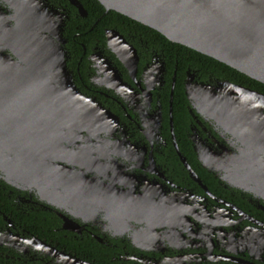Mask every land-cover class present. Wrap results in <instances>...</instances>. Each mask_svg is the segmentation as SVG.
Returning <instances> with one entry per match:
<instances>
[{
  "label": "flooded vegetation",
  "instance_id": "obj_1",
  "mask_svg": "<svg viewBox=\"0 0 264 264\" xmlns=\"http://www.w3.org/2000/svg\"><path fill=\"white\" fill-rule=\"evenodd\" d=\"M40 1L62 18L74 85L118 117L111 133H100L97 142L91 137L109 151L97 161L112 167L83 168L82 194L76 191L77 202L61 206L0 178V264H264L259 123L248 133L241 123L205 115L188 97L187 84L218 92L230 81L264 90L190 64L179 81L178 58L170 69L160 38L118 11L98 0L100 6L88 7L78 0L85 13L72 0ZM13 14L0 0V56L17 61L10 45ZM110 29L135 49L134 70L133 59L126 66L108 45ZM177 82L184 92L179 104ZM37 215L46 218L43 223L26 221ZM66 218L79 230L64 228Z\"/></svg>",
  "mask_w": 264,
  "mask_h": 264
},
{
  "label": "water",
  "instance_id": "obj_2",
  "mask_svg": "<svg viewBox=\"0 0 264 264\" xmlns=\"http://www.w3.org/2000/svg\"><path fill=\"white\" fill-rule=\"evenodd\" d=\"M7 1L14 9L15 25L9 31L16 41L10 45L18 59L0 56V178L16 188L35 189L47 202L74 204L76 191L82 194L85 188L83 168L111 165L97 161L109 157V151L91 137L97 142L100 133H111L118 117L74 85L57 11L45 9L40 0ZM98 1L106 10H116L264 83V0ZM72 2L85 13L78 0ZM107 36L126 66L131 67L133 59L134 70L135 49L114 29ZM220 84L218 92L206 84H187L188 97L205 115L241 123L248 133L259 123V141L264 142V93L230 81ZM93 146L99 153L91 152ZM200 158L208 165L205 155ZM259 174H264L260 152ZM75 224L66 218L63 227L79 230Z\"/></svg>",
  "mask_w": 264,
  "mask_h": 264
},
{
  "label": "trees",
  "instance_id": "obj_3",
  "mask_svg": "<svg viewBox=\"0 0 264 264\" xmlns=\"http://www.w3.org/2000/svg\"><path fill=\"white\" fill-rule=\"evenodd\" d=\"M85 4V6H100L101 4L97 1V0H82ZM95 8V7H92ZM118 17L120 18H124L125 20L128 21H132L133 23H136L144 28L149 29L151 32H153L155 35H157L162 41V46L164 48V52L166 54L167 57V62H168V66L170 69H172L173 66V62L174 59L177 57L178 58V64H179V81L183 78L184 76V70L186 69V67L190 64L191 66H202V67H206L209 69H214L217 73H220L222 75H226L228 76L230 79L232 80H240V79H245L247 82H249L250 85L258 87L262 90H264V84L252 79L246 75H244L243 73L235 70L234 68H231L229 66H227L226 64L210 57L207 56L201 52L196 51L195 49L189 48L185 45L176 43V42H172L170 40H168L166 37H164L162 34H160L159 32H157L156 30H153L151 28H148L147 26H143L142 24H140L139 22L130 19L127 16H124L118 12H114ZM176 101L178 102V104L181 102L180 98L184 97V92L182 89V83L181 82H177V86H176ZM184 112V111H183ZM183 120V119H182ZM179 120L178 123V130H181L182 128H184L185 126V122L184 120ZM0 183H2V180L0 179ZM1 197V195H0ZM36 220L38 223H43L44 220L46 218H44L41 215H37L35 217H27L26 221L32 222L33 220Z\"/></svg>",
  "mask_w": 264,
  "mask_h": 264
}]
</instances>
